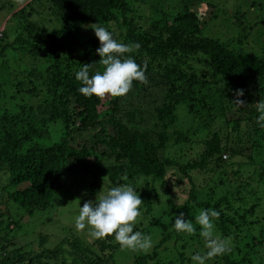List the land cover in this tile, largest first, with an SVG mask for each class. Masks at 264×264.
Returning <instances> with one entry per match:
<instances>
[{"label":"trees","instance_id":"16d2710c","mask_svg":"<svg viewBox=\"0 0 264 264\" xmlns=\"http://www.w3.org/2000/svg\"><path fill=\"white\" fill-rule=\"evenodd\" d=\"M8 1L2 3L5 16L4 26L0 28V56L18 52L27 58L32 72H27L28 82L22 78L17 83L24 95L16 110L0 111V200L11 202L31 218L50 209L54 194L67 178L71 180L75 167L80 166L85 170L82 174L90 176V195L99 191L105 176L116 186L147 180L155 183L161 181L167 171L177 168L191 186L189 200L182 206L183 210L176 211V216L181 212L185 216L187 207L192 205L217 210L220 212L216 220L218 227L228 237L250 224L248 217L253 216L250 215L252 208L241 211L239 206L238 209L233 207L236 202L233 192L241 191V184L235 182L233 186L229 177L219 180L217 186L218 189L223 187L224 195L215 199L214 190L204 200H197L188 174L211 162L221 168L226 153L231 154L230 158L237 154L236 148H227L221 143L217 131L211 132L206 125L209 121L232 123L230 132L244 136V148L260 141L264 143V128L256 123L259 115L256 108L245 120L233 119V109L242 112L235 100L246 102L249 95L259 97L260 94L264 100V48L258 55L245 49L248 32L230 39L207 37L197 14L189 11L190 5L196 2H206L208 7H213L207 0H31L14 14L12 6L25 0ZM219 1L216 2L219 4ZM262 2L264 6V0ZM137 5H145L150 10L148 28L146 22L142 26L137 24L141 18ZM250 7L257 9L256 17L264 12V7L256 0ZM222 10L218 9L217 13L226 17ZM246 17L237 10L229 18L236 25L235 32L249 30L243 23ZM99 18L118 23V29L124 30L123 43L141 45L131 55L141 67L147 65L148 78L147 85L134 81L126 96L113 98L103 115L98 111L101 98L83 96L78 91L82 85L75 79L76 72L85 63H93L90 75L103 70L96 52L99 40L91 28ZM88 28L93 34L82 37ZM10 37L13 42L5 45L4 41ZM259 42L264 44V33L260 34ZM138 55L151 60L142 63ZM239 89L244 91L241 97L235 95ZM179 106L184 107L187 119L198 121L200 128L208 132L202 137L207 152L190 162L174 160L168 152L170 146L185 143L190 136H195L194 129L186 133L171 130L180 122ZM76 123L79 126L76 127ZM241 123L245 132H241ZM56 124L63 133L56 143L46 147L39 141L47 138L49 126ZM109 126L116 135L107 133ZM81 129L86 135L79 144L72 139V132ZM90 157H93V171L86 163ZM238 172L233 173L238 176ZM125 175L127 181L122 179ZM9 221H12L11 216L0 213V230L10 232ZM154 222L155 219L151 224ZM69 238L63 241L68 244ZM169 238L170 234L163 236L150 254L136 257L132 264L152 261L162 264L157 250ZM254 243L263 249L264 238ZM119 249V244L104 240L100 255L92 252L94 263L88 260L87 264H107ZM54 253L61 255V250L42 249L28 261L21 250L12 251L6 257L0 255V264H56V255L55 261L51 257ZM258 257L256 249L253 258ZM210 261L212 264H242L228 252ZM76 263L81 264V260Z\"/></svg>","mask_w":264,"mask_h":264},{"label":"rangeland","instance_id":"374dc122","mask_svg":"<svg viewBox=\"0 0 264 264\" xmlns=\"http://www.w3.org/2000/svg\"><path fill=\"white\" fill-rule=\"evenodd\" d=\"M7 1L8 0H0V28L4 26L2 19H4L5 16V7L3 8V4H6ZM30 1L31 0H25L20 4L16 3V5H13L12 8L14 12L12 14L22 9V7ZM207 1L213 4V7H208L205 4L206 2L202 4L196 2V4L190 5L189 7V11L196 13L203 23L202 29L207 37L230 39L234 36L236 38L242 37L248 32L247 38L244 40L246 44L244 43L243 47L250 51L251 54H262L264 44L260 45L259 40L260 34L264 33V24L261 23L264 21V12L260 17H256L255 14L258 12L257 9L250 7L254 0H225V5L223 4V0H220L219 4L216 2L217 0ZM256 2L260 7H264L262 0H256ZM137 7L139 16L141 17L137 21L138 26H142L144 22H146L148 28V17L150 16L149 8L145 5H137ZM220 8L226 13V17L217 13ZM237 10L240 12V15L246 14L247 16L244 18L243 22L246 27H249V30L246 32H235L236 29L234 28L236 25L234 26L233 22H231V20L229 21V18H231ZM8 19L9 17L7 20ZM96 23L107 28L113 33L115 39L123 42L121 35L124 30L118 29V23L107 21L102 18H99ZM147 28L144 29L146 30ZM92 34L93 33L88 28L84 31L82 37L88 38ZM12 40L13 38L10 37L9 40L4 41V44H10L13 42ZM12 52L7 56H0V111L7 109L13 112L16 110V106H18V103L22 100L24 95L18 88L17 83L22 80V78L27 81V72H32L31 69H28L31 64L28 63L27 58L23 55H19L18 52H16V55ZM138 60L145 63L151 59L144 55H138ZM41 68L40 66V69ZM15 74L17 77H15ZM112 100L113 98L111 96L101 98V104L98 107L99 114L103 115L108 111V103ZM260 100H263L262 94H260L259 97L249 95L246 103L240 108L242 112H238L235 109L232 110L234 114L233 119L245 120L244 118L256 108V104ZM243 108L245 110H243ZM185 114L184 107L179 106L177 108V116L180 122L171 130L176 131V129H178L186 133L189 129H194L195 136H190L189 140H186L185 143L172 144L174 146H170L168 149L169 156L179 162H190L194 159L202 158L207 152L205 145L202 144V137L208 132H204L200 128L198 121L191 120V117L187 119ZM206 125L209 126L211 132L217 131L220 134L221 143H223L225 147L236 148L237 154L233 155V158H230L231 154L226 153V160L221 157V159L224 160L221 168L214 167V164L211 162L200 170L188 173L194 185L196 199L204 200L210 191L212 193L214 190L217 192L215 199L224 195L223 187L218 189L217 183L219 180L224 181L229 177L230 180H232L231 183L233 186L235 182H237L236 184H241L242 190L233 192L235 195L233 200L236 201L233 202V207L238 209L239 206V210L241 211L252 208L250 215L252 214L253 216L248 217L250 224L245 225L243 228H239L238 231H235L233 235L228 237L222 234L217 222L214 221L215 233L221 237L231 239V250L228 254H232L238 262L242 264H264V245L263 249H260L254 243V241L259 242L264 238V143L260 141L254 145H250V147L247 146V148H244L246 146L244 143V136H237L230 132L232 123L224 125L221 121L218 123L209 121ZM75 126H79V123H76ZM241 132H245V126L242 123ZM62 133L60 125L56 124L49 126L47 132L49 136L45 139H40L39 142L43 143L46 147H51L52 144L59 140ZM72 133V139L81 144L86 135L84 129ZM107 133L109 135H116V131L110 126L107 129ZM28 146L29 145H27V147ZM179 149H182L181 152ZM88 160L89 161H85L87 164L89 163L90 171H93V157H90ZM229 170H231V172ZM236 170L240 171L238 172V176H235L233 173ZM84 172L85 170L80 166L75 167L71 175V180L68 181L67 178L64 181V185L54 194L50 209L43 213H38L31 218L26 216L20 208L11 202L0 200V213L8 214V216L12 217V221L8 222V224H10V232H5L2 229L0 230L1 257L9 255L8 252H18L21 250L22 253L25 254L24 258L29 261L35 254L41 253L42 249L53 250L59 248L61 250V255H56L55 253L51 255L54 261L56 255V264H69V261L70 264H74V262L80 260L81 264H87L88 260L94 263L92 252L100 255V247L104 240L110 241L113 244H118L114 240V235L110 239L107 237L104 239L92 240L87 236L86 231L77 232L75 229L74 220L78 215L79 206H83V203L87 200H95L102 186L104 191L109 187L116 186L111 183H105L98 192L90 195L88 191L91 178L89 175L82 174ZM173 173H175V175L172 176ZM228 173L231 176L228 175ZM131 185L144 201L140 209L142 217L139 218L140 222L135 226L134 230L142 231L143 234L151 236L152 247L147 251L119 249L113 256L112 260L114 261H108L107 264H132L136 257L150 254L162 237L167 234H170L171 238L157 250L160 263L193 264L191 256L198 251L202 253L206 251L204 241L199 235V225H195L194 220L195 215H197L201 209L193 205L188 206L186 209L185 219H191L197 228L194 235L177 233L173 228L176 211L183 210L182 206L189 200V189L191 184L188 182V179L184 178V174H181L177 168H174L171 171H167L161 181L152 183L150 180H147L145 183L142 182ZM150 188H154L156 191H148ZM148 209H150L149 213H147ZM153 219H155V222L152 225L151 221ZM18 225L20 227L19 229ZM67 237H70V243L68 244L63 241L67 240ZM43 239L45 242H42ZM88 249L89 252H87ZM256 249L259 252V257L254 259L253 257ZM249 259L252 260L251 263ZM44 261L47 263L46 256ZM153 263L154 261L147 264ZM207 264H212V262L208 261Z\"/></svg>","mask_w":264,"mask_h":264},{"label":"clouds","instance_id":"9594fccd","mask_svg":"<svg viewBox=\"0 0 264 264\" xmlns=\"http://www.w3.org/2000/svg\"><path fill=\"white\" fill-rule=\"evenodd\" d=\"M95 36L99 40L96 49L99 55V64L102 71L90 75L92 64L85 63L75 74V79L81 83L78 88L86 98L93 96L104 98L111 96L119 98L126 96L133 88V82L147 85V65L141 67L133 58L132 53L137 52L141 45L138 42L125 44L114 38L113 33L99 23L91 25ZM235 95L241 97L244 91L239 89ZM239 106L246 102L234 101ZM259 115L256 123L264 128V100L256 104ZM225 160V158H223ZM127 181L128 177H122ZM110 183L106 176L103 185ZM143 199L129 183L109 187L106 191L103 186L95 200H87L79 206L78 215L75 217L74 226L77 232H85L92 240L104 239L114 235V240L122 250L147 251L152 247L151 236L140 231H134L135 226L142 217L141 206ZM220 217V212L212 208L201 209L195 215V225H199V235L204 241L205 252H196L191 256L193 264H207L217 256H222L231 250V239L221 237L215 233V223ZM191 219H185L181 212L175 217L173 228L177 233L194 235L197 231ZM70 264V261H69Z\"/></svg>","mask_w":264,"mask_h":264},{"label":"built area","instance_id":"2783aa9c","mask_svg":"<svg viewBox=\"0 0 264 264\" xmlns=\"http://www.w3.org/2000/svg\"><path fill=\"white\" fill-rule=\"evenodd\" d=\"M223 158H225V156H223Z\"/></svg>","mask_w":264,"mask_h":264}]
</instances>
